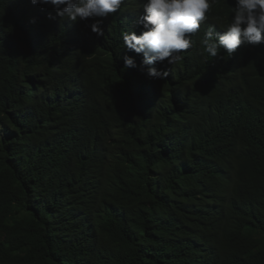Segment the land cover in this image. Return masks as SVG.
Here are the masks:
<instances>
[{
    "label": "trees",
    "instance_id": "obj_1",
    "mask_svg": "<svg viewBox=\"0 0 264 264\" xmlns=\"http://www.w3.org/2000/svg\"><path fill=\"white\" fill-rule=\"evenodd\" d=\"M110 33L0 25V264H264V49L158 92Z\"/></svg>",
    "mask_w": 264,
    "mask_h": 264
},
{
    "label": "clouds",
    "instance_id": "obj_2",
    "mask_svg": "<svg viewBox=\"0 0 264 264\" xmlns=\"http://www.w3.org/2000/svg\"><path fill=\"white\" fill-rule=\"evenodd\" d=\"M0 7L5 37L10 25L40 29L61 40L60 56L87 62L105 51L116 27L125 68L158 92L157 80L203 67L221 51L230 58L264 49V0H0ZM125 51L134 53L123 57Z\"/></svg>",
    "mask_w": 264,
    "mask_h": 264
}]
</instances>
